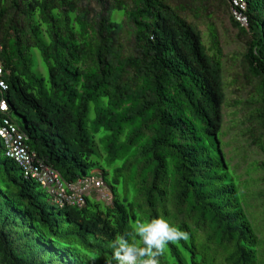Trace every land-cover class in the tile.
I'll return each mask as SVG.
<instances>
[{"label":"trees","instance_id":"trees-1","mask_svg":"<svg viewBox=\"0 0 264 264\" xmlns=\"http://www.w3.org/2000/svg\"><path fill=\"white\" fill-rule=\"evenodd\" d=\"M244 1L246 27L232 0H0V128L16 124L63 183L97 175L113 199L60 204L0 137V264H115L110 242L157 217L188 234L160 264H264V192L248 193L223 140L237 109L264 156V0ZM253 168L264 183V160Z\"/></svg>","mask_w":264,"mask_h":264},{"label":"built area","instance_id":"built-area-1","mask_svg":"<svg viewBox=\"0 0 264 264\" xmlns=\"http://www.w3.org/2000/svg\"><path fill=\"white\" fill-rule=\"evenodd\" d=\"M234 6L235 18L242 26H248V18L245 15L247 11V4L244 0H232ZM3 52V47L0 43V58ZM3 75L2 63L0 59V77ZM0 86L3 89H7L2 82ZM0 107L5 111H8L7 103L2 101ZM0 137L3 139L6 149L7 157L15 160L18 165L23 169L26 178L34 179L40 182L44 188H46L50 194L57 198L58 202L62 205L70 204L84 207L86 205L85 191L89 189H96L102 192L108 201L107 204H112L113 199L111 192L106 187L104 180L97 175H93L86 181L79 182L76 185H67L63 183L62 178L58 172L47 167L44 162L37 159L36 154L32 153L26 145V135L21 132L18 126L10 121L6 122V125L0 128ZM79 185L82 193L74 195L70 198L69 192L76 189ZM110 193V194H109Z\"/></svg>","mask_w":264,"mask_h":264},{"label":"rangeland","instance_id":"rangeland-1","mask_svg":"<svg viewBox=\"0 0 264 264\" xmlns=\"http://www.w3.org/2000/svg\"><path fill=\"white\" fill-rule=\"evenodd\" d=\"M116 19L118 21H121L123 17L117 16ZM205 33V40L206 43L209 45L210 44V37L209 34L206 30V28L203 29ZM222 43L225 46V54L229 57L232 58L235 52L238 51V47L235 45H226V38L223 36L222 38ZM38 55V65H39V70L42 72L44 76H48L47 74V69L44 65L43 57L40 53H37ZM231 100H235L236 96L230 95ZM232 106H234V103L231 102ZM227 113V118H226V132L227 135L225 136L224 140V150L227 154L228 160L230 162V165L232 169L235 171L237 178L240 180L242 185L248 186L249 187V194L255 195L254 192H264V183H256V181L260 178L261 174L256 173L254 171V165L259 162L264 160V156H262L259 151H257L255 148H249V146L245 143V140L240 137L241 132L237 129L236 124L244 119V116L242 113H238L237 109L229 108L226 111ZM15 118V117H14ZM21 125L22 122L15 118ZM245 158V159H244ZM82 191L79 188V185L76 186L75 190H72L69 192L70 198H73L74 195L81 194ZM85 196L88 198H95L98 201H108L104 194L96 189H89L85 191ZM110 194V193H109ZM264 196V195H263ZM259 205H264V199L262 196L260 197L258 201ZM262 209V210H261ZM262 211V213L257 216L259 220L257 221L258 224L261 226L263 229V235L264 237V207H260L259 209ZM261 237V238H262Z\"/></svg>","mask_w":264,"mask_h":264},{"label":"clouds","instance_id":"clouds-1","mask_svg":"<svg viewBox=\"0 0 264 264\" xmlns=\"http://www.w3.org/2000/svg\"><path fill=\"white\" fill-rule=\"evenodd\" d=\"M131 228L129 236L117 235L110 242L115 264H160L159 257L170 242L188 239L185 231L163 217L137 220Z\"/></svg>","mask_w":264,"mask_h":264}]
</instances>
